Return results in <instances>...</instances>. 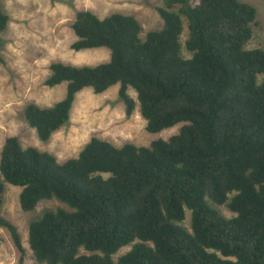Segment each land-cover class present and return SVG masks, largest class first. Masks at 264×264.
Returning <instances> with one entry per match:
<instances>
[{
	"label": "trees",
	"instance_id": "16d2710c",
	"mask_svg": "<svg viewBox=\"0 0 264 264\" xmlns=\"http://www.w3.org/2000/svg\"><path fill=\"white\" fill-rule=\"evenodd\" d=\"M164 28L141 38L133 16L76 14L72 50L107 49L95 67L54 62L45 86L67 84L51 108L29 104L24 117L42 143L70 120L84 89L119 86L127 118L137 108L150 134L182 125L150 147L92 138L76 158L59 162L23 148L17 137L0 151V229L20 263L18 228L2 216L6 184L20 187V207L57 200L30 225L40 264H264V50H247L256 10L239 0H162ZM190 58L183 56L181 36ZM9 24L0 0V33ZM135 91L136 100L130 90ZM235 214L223 217L215 206ZM191 212V230L182 224ZM83 252H85L83 254Z\"/></svg>",
	"mask_w": 264,
	"mask_h": 264
},
{
	"label": "rangeland",
	"instance_id": "374dc122",
	"mask_svg": "<svg viewBox=\"0 0 264 264\" xmlns=\"http://www.w3.org/2000/svg\"><path fill=\"white\" fill-rule=\"evenodd\" d=\"M256 10L252 25V39L247 50H264V0H239ZM3 11L9 17L7 29L0 33V151L9 137H17L23 148L33 147L48 152L59 162L76 158L92 138L110 142L116 147L127 143L137 147H150L158 140L167 141L176 135L182 125L150 134L139 109L131 118L125 114V106L119 99V86L102 95L84 89L75 99L69 122L55 133L49 142L42 143L37 132L29 126L24 111L29 104L51 108L63 100L67 84L55 88L45 86L50 76V65L61 62L77 67H95L110 60L107 49L75 52L72 45L77 38L72 30L75 16L80 11H91L103 19L118 13L133 16L142 27L141 38L148 33L164 28L157 9L162 0H1ZM181 36L183 56L190 58L185 49L188 38L187 23ZM264 82V74L257 79ZM130 95L136 100L132 89ZM20 187L6 184L2 216L12 222L21 235L25 258L20 255L4 229H0V264H40L35 260L28 243L30 225L47 211L69 210L57 201H41L32 212L20 207ZM227 218L235 216L227 205L215 206ZM182 226L191 230V212L186 210ZM131 246L121 249L114 257L117 264L120 256L128 253ZM85 252H83L84 254Z\"/></svg>",
	"mask_w": 264,
	"mask_h": 264
}]
</instances>
